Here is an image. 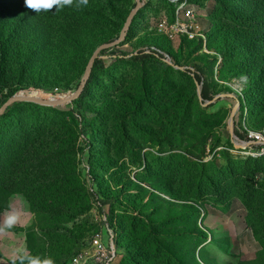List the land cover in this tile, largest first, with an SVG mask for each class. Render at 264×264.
Returning a JSON list of instances; mask_svg holds the SVG:
<instances>
[{
	"label": "rangeland",
	"instance_id": "obj_1",
	"mask_svg": "<svg viewBox=\"0 0 264 264\" xmlns=\"http://www.w3.org/2000/svg\"><path fill=\"white\" fill-rule=\"evenodd\" d=\"M22 1L0 16V106L76 92L135 6ZM143 4L81 107L18 104L0 120V264L93 256L103 216L119 230L115 264H264V158L232 144L264 129V50L247 40L260 13L245 0ZM148 49L164 56L136 57Z\"/></svg>",
	"mask_w": 264,
	"mask_h": 264
},
{
	"label": "built area",
	"instance_id": "obj_2",
	"mask_svg": "<svg viewBox=\"0 0 264 264\" xmlns=\"http://www.w3.org/2000/svg\"><path fill=\"white\" fill-rule=\"evenodd\" d=\"M162 54V52L152 49ZM150 54V49L144 50ZM138 51L135 53L137 54ZM163 55V54H162ZM164 56V55H163ZM166 56V55H165ZM244 138L234 134L235 140L232 141L233 146H238L242 149V154L248 158L260 159L264 157V129L261 131L239 130ZM93 256H79L71 264H115L120 248L119 230L116 224L108 220V217L103 216L100 228L94 234L90 244Z\"/></svg>",
	"mask_w": 264,
	"mask_h": 264
},
{
	"label": "trees",
	"instance_id": "obj_3",
	"mask_svg": "<svg viewBox=\"0 0 264 264\" xmlns=\"http://www.w3.org/2000/svg\"><path fill=\"white\" fill-rule=\"evenodd\" d=\"M245 2L248 6L249 11L254 12V13H260L258 20L254 25L255 26L254 27L255 32L253 34H252V32L249 33V37L247 39L248 43L250 44L249 52L252 53L253 49L256 51L257 50L256 46H261V48L264 50V48H263L264 47V0H245ZM10 6H11L10 0H0V16L5 18L8 10L10 9ZM24 6H25V3L22 1L20 3V8L23 9ZM150 50L152 51L150 54H147L142 50V51H138V53L135 55H136V57L137 56L138 57L139 56L157 57V58L163 57V55L158 53L157 51H153L152 49H150ZM5 62H6V60L0 59V67L3 64H5ZM103 69H104L103 62L100 60H97L94 67H93L92 74H91V77H90L87 85L85 86L80 98L72 104L73 106H79V107L82 106V103L87 98V96L91 90L94 72L101 71ZM84 74H83V76H84ZM194 77L199 83L201 82L199 76L194 74ZM0 80H1V76H0ZM81 80H82V78H81ZM80 82H79V84H80ZM79 84H78V86H79ZM29 96L32 98H35L33 95H29ZM202 97H203L204 101L206 99H208L207 91H204V93H202ZM18 106L19 105L17 104V105L12 106L11 108L7 109L6 113L2 117H0V120L3 118H6L9 115V113L11 112V110H14ZM1 107H2V105L0 106V108ZM235 134L238 137L244 138V135L241 134L239 132V130H236ZM263 158H260V159H263ZM254 160H259V159H254ZM7 166H8L7 165V155L1 154L0 155V183H2V185H0V191L5 190L7 188V185H5V184L10 181V176L8 175V172H7Z\"/></svg>",
	"mask_w": 264,
	"mask_h": 264
},
{
	"label": "water",
	"instance_id": "obj_4",
	"mask_svg": "<svg viewBox=\"0 0 264 264\" xmlns=\"http://www.w3.org/2000/svg\"><path fill=\"white\" fill-rule=\"evenodd\" d=\"M143 5H144L143 0H135V6L133 7L131 12L127 16L124 26L122 28V31L120 35L118 36V38L110 43L102 44V46H99L95 50V52L93 53V56L91 57L89 61L85 74L82 77V80L76 92L72 93L69 96H66V98L64 99H57V100L55 99L45 100V99H39V98L26 97L24 95L18 94V95L13 96L9 100H7V102L2 105V107L0 108V117H2L6 113L8 108L14 105H17V104H33V105L44 107V108H59V107L72 105L76 100L80 98L85 86L87 85L91 77L92 70H93V67L96 61L100 59V55L109 49L118 47L122 42L125 41L131 29V26L134 22V19L136 15L138 14L139 10L143 7ZM230 123L231 125H233L232 124L233 119H231Z\"/></svg>",
	"mask_w": 264,
	"mask_h": 264
},
{
	"label": "clouds",
	"instance_id": "obj_5",
	"mask_svg": "<svg viewBox=\"0 0 264 264\" xmlns=\"http://www.w3.org/2000/svg\"><path fill=\"white\" fill-rule=\"evenodd\" d=\"M70 2L71 0H24L25 6L37 13L41 10H51L54 5L62 7ZM81 2L86 4L87 0H81ZM33 264L36 262L33 261ZM45 264H51V261H46Z\"/></svg>",
	"mask_w": 264,
	"mask_h": 264
},
{
	"label": "bare ground",
	"instance_id": "obj_6",
	"mask_svg": "<svg viewBox=\"0 0 264 264\" xmlns=\"http://www.w3.org/2000/svg\"><path fill=\"white\" fill-rule=\"evenodd\" d=\"M26 97H30V96H26ZM64 98H66V97H59V98H56L55 100H57V99H64Z\"/></svg>",
	"mask_w": 264,
	"mask_h": 264
}]
</instances>
